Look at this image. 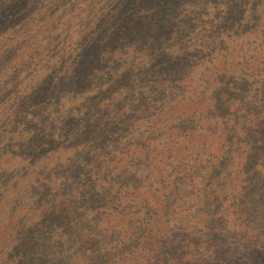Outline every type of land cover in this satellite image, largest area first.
I'll return each instance as SVG.
<instances>
[{"label": "trees", "instance_id": "trees-1", "mask_svg": "<svg viewBox=\"0 0 264 264\" xmlns=\"http://www.w3.org/2000/svg\"><path fill=\"white\" fill-rule=\"evenodd\" d=\"M176 16L209 46L248 25L224 0H0V64L25 48L21 73L51 75L33 92L71 112L107 98L31 177L10 264H264V82L253 101L254 83L199 67Z\"/></svg>", "mask_w": 264, "mask_h": 264}, {"label": "rangeland", "instance_id": "rangeland-1", "mask_svg": "<svg viewBox=\"0 0 264 264\" xmlns=\"http://www.w3.org/2000/svg\"><path fill=\"white\" fill-rule=\"evenodd\" d=\"M224 2H229L231 7H234L236 17L245 18V23L248 25L244 31H239L238 34H235L234 30L223 31L220 40L224 42L219 44L218 40L216 41L218 44L209 46L208 41L212 40L209 31L205 33L203 31L204 35L198 29L193 32L194 30L189 28L190 24H187V27L184 22H180L183 16H176V19L173 18L174 24L175 22L179 24L175 25L173 41L183 46L189 45L192 55L196 54L194 51L196 48L193 46L197 48L200 46L202 51L194 61L199 67L219 66V71L224 68L231 69L226 75L228 79L244 81L248 85L254 83L249 98L256 101L259 99L257 95L260 91L256 95L255 84L257 81L264 82V0H224ZM207 23L208 21L203 25L207 27ZM202 35L203 40H206L204 42L200 39ZM14 46L9 48L11 53H5L7 55L0 64V104H3L0 107V264L11 263L10 255L15 252L16 239L20 231L17 228L18 224L22 221L24 223L33 221L34 215L31 213L33 209H30L39 193L33 186L31 177H35L38 170L41 172L47 170L43 165L45 161L55 164L54 159L64 149L63 145L67 140L77 137V140L86 142L82 139L88 138L90 134L89 123L97 114L102 113L103 102L107 99L86 101L78 111L71 112L69 106L63 105L65 97L57 100L58 97L51 96L48 87L45 94L33 92L36 86L46 87L50 84L51 75L45 74L44 71L40 72L42 75L29 74V71L27 75H23L21 72L26 71V68L15 64L13 55L22 53L25 48L17 50ZM215 75L211 74L208 77L211 79L220 77L217 73ZM53 86L57 88L59 84L53 83ZM243 94H247V88ZM44 95L46 97L40 101V104L45 105L46 109L36 108L35 104L38 102L36 100ZM97 105L101 106L96 108ZM39 111L47 114V118L42 120ZM72 114L75 116L71 117ZM54 118L59 119L58 128L53 127ZM68 136L70 137L66 140ZM25 149L30 153L28 156ZM22 156L25 158L22 159ZM32 158L36 159L33 165L28 163ZM33 227L35 228V225ZM40 229V227L35 228L38 235Z\"/></svg>", "mask_w": 264, "mask_h": 264}]
</instances>
